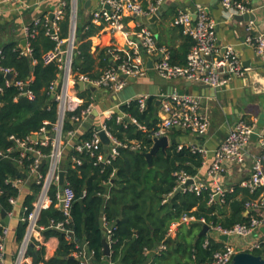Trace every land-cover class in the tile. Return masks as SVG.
Here are the masks:
<instances>
[{
  "label": "built area",
  "instance_id": "1",
  "mask_svg": "<svg viewBox=\"0 0 264 264\" xmlns=\"http://www.w3.org/2000/svg\"><path fill=\"white\" fill-rule=\"evenodd\" d=\"M12 0H0V5L9 3ZM223 15L227 20H234L235 16H241L253 12L250 0H217ZM146 2V5L143 3ZM165 0H99L98 7L91 14V20L98 24H105L112 33H123L130 39V53H125L121 49L112 48L109 50L111 65L103 69L98 77L91 79L85 74L72 70L73 58L76 55V34L75 28L77 19L76 0H71L70 4V32L67 38L62 39L59 35L58 23L64 18V1H61L49 16L44 17L46 28L45 35L55 42V47L42 55L44 65L54 64L58 74L51 83L49 90L52 92L53 100L56 103L57 118L53 124L45 121L44 126L39 131L18 139L10 136L12 146L0 152L1 157H9L17 150L21 164L22 159L32 156V161L27 168L28 177L26 180H10L12 187L20 190L23 185L34 182L40 186L38 193L31 202L30 209L23 208L24 215L22 221L26 224V231L21 242L19 255L15 264H22L27 247L37 239L42 231L53 229L64 231L66 238H72V231L64 229V225L69 223L70 209L75 200L72 188L66 182L59 186V172L64 171L61 162L67 147L78 154L86 153L96 158V162L108 165L119 155V149H130L142 151L145 147L136 141L120 142L106 128L105 123L100 127L91 128L90 137L79 138V132L85 123H88L93 114V103L81 110L78 115L67 117L68 113L77 111L84 103L79 97L78 83L84 84V89L93 87L96 90L105 89L112 93H118L124 89L128 81L141 79L147 76L149 68L147 60H152V67L158 77L163 80L182 79L189 84L200 86L205 85L212 89H222L228 86L235 78H243L246 69L242 67L239 55L232 46L221 49L218 44L216 34V23L209 16L207 10L200 4L194 5V11H178L170 21V26L181 29L184 36L193 42L183 65L171 62L168 49L159 46L153 29L145 24L142 19L149 18L156 14ZM129 18L134 24V31L130 34L126 29L125 19ZM38 19L34 21L37 25ZM247 34L242 39L241 44L252 48L261 65L264 67V36L254 32L253 22H248ZM35 34V30L23 28L26 45L20 48L21 55H30L28 38ZM137 40L132 42L133 38ZM1 55V50H0ZM115 65L116 68L113 66ZM0 73L5 77L6 85H14L18 88L19 95L32 100L33 92L28 89L29 80H15L16 73L10 68L0 67ZM13 74L9 81L6 76ZM148 95L138 96L134 102L138 104L139 110L147 108ZM160 104L157 123L149 132L150 140L167 136L174 131L183 132L191 136H205L210 128V122L203 113L201 99L197 95L189 93L172 92L160 95ZM115 115L117 124H132L138 129L146 130L128 114H116L108 110L103 112L106 119ZM69 121L71 128L65 129L64 123ZM255 124H248L244 121H237L236 125L228 132L224 140L212 151L213 159L206 171V179L202 180L199 175H190L184 170L173 173L176 185L173 192L166 195L162 204H166L177 190L181 193H192L200 196L203 191L212 189L209 195V203H225L226 194L234 192V187H225L222 177L232 166H242L245 162L251 135L256 133L260 154L253 158L252 168L249 177L240 183V187L250 193L259 192L254 200L247 201L244 205V216L246 222L237 223L231 228H223L207 222L204 218H197L194 215L183 214L177 220L171 222L164 240L155 249V254H160L166 250L165 241L170 238L174 230L181 226H188L194 223L207 225L203 247L206 248L211 241L222 243L220 250L215 251L212 260L207 264H230L234 255L240 252L255 254L264 249V234L259 233L264 228V127L257 132ZM104 130L110 145L103 154V144L99 132ZM88 133V132H87ZM178 150L187 149L192 154L200 155L202 165L205 164L209 151L203 147L193 144H179ZM47 150V152H45ZM42 160L45 165L38 171ZM71 168L81 165L82 161L76 157L71 158ZM44 170V172H42ZM66 181V180H65ZM191 181V183H189ZM58 187L54 199L50 194L51 187ZM1 194V191H0ZM218 196V200L215 197ZM60 206L65 219L61 222L49 221L47 226L39 225V219L44 210L51 204ZM18 196L11 197L8 203L12 206L6 216H12L13 208L17 206ZM195 208L192 209V211ZM9 229L0 217V264H4V241ZM105 234L108 244L112 241V228L105 227ZM226 235L228 239L236 240L234 244L222 242L219 238ZM110 247V245H109ZM145 250V253H149ZM256 255V254H255ZM74 257L79 259V264H92L86 253L78 251ZM264 258V254L262 256Z\"/></svg>",
  "mask_w": 264,
  "mask_h": 264
},
{
  "label": "trees",
  "instance_id": "2",
  "mask_svg": "<svg viewBox=\"0 0 264 264\" xmlns=\"http://www.w3.org/2000/svg\"><path fill=\"white\" fill-rule=\"evenodd\" d=\"M65 1L64 18L58 23L59 35L67 38L70 25V0ZM44 17L38 18L37 25L33 22L26 27L35 30V34L28 38L30 55H21L19 41H9L0 46V67L10 68L16 73L15 80H29L28 89L34 97L29 100L19 95L18 88L6 85L5 77L0 73V152L12 146L10 136L18 139L39 131L47 121L53 124L57 118L56 103L49 90L51 83L56 79L58 70L56 65H44L42 55L55 47V42L45 35ZM96 29L90 24H79L76 28V55L73 58L72 70L85 74L91 79L98 77L101 69L108 68L111 63L109 49H97L99 56L91 53L90 38ZM186 37V36H185ZM188 38V37H187ZM189 45L192 46L193 42ZM99 58V62L97 61ZM173 59V57H172ZM173 64H176L173 60ZM185 63V62H184ZM184 63L179 65H183ZM178 64V63H177ZM83 98V105L75 112L68 113L67 117L78 115L92 101L90 91L79 93ZM95 97V95H94ZM155 101L149 98L147 108L140 111L136 102L120 107L123 114L134 118L146 130L137 129L134 125L126 123L117 124L115 115L105 121L107 130L120 142L137 140L145 147L141 152H148L151 148L150 130L157 123L154 113ZM64 128H71L69 121H65ZM83 136L90 137V130ZM178 133V131H174ZM178 144H173L163 154L158 152L152 159L153 166L149 167L140 151L119 149V155L110 164L101 166L96 158L89 154H78L70 150L68 158L76 157L82 161L81 165L71 168L68 162L65 168V180L75 194V200L70 209L69 223L64 229L72 231V238L67 239L64 231L48 229L43 232L45 237L54 235L58 238V247L54 256L49 260L43 259L42 247L35 249L31 243L25 252L26 256L33 257V264H79L74 253L82 251L87 254L92 264H207L212 260L215 251L220 250L221 243L211 241L204 248V237H201L193 247L191 238L184 236L165 241L166 251L155 254V249L164 240L168 226L183 214L204 218L207 222L231 228L237 223H244V205L254 200L259 192L250 193L248 190L234 187V192L226 194L225 203H209L212 189L203 191L200 196L192 193L173 194L166 204L163 198L173 192L176 179L173 175L178 170H184L195 175L201 167L202 159L198 154H192L187 149L178 150ZM47 152V150H45ZM19 152L14 150L9 157L0 156V213L9 212L12 206L9 198L18 196V189L12 187L10 180L28 177L27 168L32 156L17 163ZM71 162V160H70ZM44 172V170L42 171ZM31 193L24 200V207L30 209L31 202L38 193L40 186L34 182L29 183ZM109 188V194L107 193ZM58 187H51L50 194L54 199ZM108 194V198L106 195ZM56 200H53V202ZM80 201V202H79ZM195 208L193 211L192 209ZM103 214L104 221L100 220ZM63 213L52 206L44 210L39 219V225L47 226L50 220L64 221ZM106 225L112 228V241L110 242V256L103 255V239H106ZM199 224L194 223L188 228L187 235L193 236ZM26 224L19 222L17 226V240L24 238ZM193 232V233H191ZM152 255H146L145 250ZM263 256L262 251L255 252ZM180 259L176 260V257Z\"/></svg>",
  "mask_w": 264,
  "mask_h": 264
},
{
  "label": "crops",
  "instance_id": "3",
  "mask_svg": "<svg viewBox=\"0 0 264 264\" xmlns=\"http://www.w3.org/2000/svg\"><path fill=\"white\" fill-rule=\"evenodd\" d=\"M61 1L64 0H12L9 3L0 5V30L5 31L3 34H0V46L9 41L20 42L23 40V28L31 22L34 23V21L40 16H49ZM87 2L89 3L88 8L85 7ZM250 2L253 7V14L255 15V21H253L254 32L264 36V0H253V2L250 0ZM143 3L146 5V2ZM196 3L202 5L207 10L209 16L215 21L217 40L221 49L226 46H232L235 49L239 55L242 67L246 69L245 76L243 78L233 79L228 86L219 90L211 88L204 89L189 84L182 79L163 80L157 76L152 67L149 69L146 77L135 81H128L126 87H124L119 93H112L105 89H98L96 92L84 89L83 91H90L95 95V97L94 95L91 96L93 98L92 103L94 110L88 123H85L80 130L77 139L81 137L83 138V136L89 131L90 127H100L108 120L103 116L104 111L111 110L116 114H122L120 107L128 105L130 102H134L138 96L148 95L150 98L154 99V113L158 118L159 105L156 106V101L160 100V95L172 92L197 95L201 99L203 113L207 116L210 122L208 133L205 136L197 137L183 132H171L168 135V139L170 143L174 140L178 145L193 144L203 146L209 151L206 156L205 164H201V167L196 170L199 178L204 180L206 179L205 174L208 166L213 159L212 151L224 140L228 132L236 125L237 121L255 124L257 132L264 127V67L261 65L255 51L252 48L241 44L242 39L247 34L246 27L249 21L238 22L235 19H225L217 0H165L164 4L167 5V8L165 9L164 14L155 23V27H151L155 33L157 44L168 49L171 61L173 60L176 64L178 63L177 65L186 61V56L191 48L189 46L191 42L182 34L180 28L170 26V21L178 11H194V5ZM69 4H71V0L69 1ZM98 4L99 0H76V11L77 16L79 17V20L76 23V28L79 24L90 23L96 29L95 35L90 38L91 53H94L95 57H98L99 51H96L97 49L110 50L112 48H118L125 53H130L131 47L129 38H126L124 34L120 32L112 33L105 24H98L91 20L90 14L98 7ZM125 21L127 31L132 34L134 31L133 22L130 21L129 18L125 19ZM76 41H78L77 37ZM132 42H137L135 37ZM109 59L110 63H112L110 55ZM99 60L100 59L97 58L96 62H99ZM102 70L103 69L100 70V73ZM251 72H255V74L249 76V73ZM138 88L141 90L139 91ZM83 91L79 90V93ZM129 141L139 142L137 140ZM171 146L172 145H170V147ZM70 150L71 148L67 147L61 162V167H63L64 171L68 162L70 163L71 160L68 158ZM247 151L248 153L245 156L244 164L242 166H232L222 177L225 187L238 186L241 188L239 186L240 183L249 177L253 158L260 154L257 140H253L249 144ZM102 152L104 155L106 154V150H103ZM100 165L104 166L103 164ZM29 188V183L20 187V190H18L17 206L13 208L12 216H6L9 220L8 223H4L3 221L9 229L8 235L4 241V264H15L19 255L22 240H17V226L19 222H23V203L26 196L31 193ZM109 190L110 189L107 188L108 194ZM108 194L106 195V198H108ZM51 206L54 209L56 208L61 211L60 206L56 203L51 204L46 210ZM5 213L7 214L8 212ZM100 220L102 222L104 221L102 213L100 215ZM191 225L176 228L173 235L168 238L167 241L175 240L180 235L184 236L186 240L191 238L193 245L194 239L200 231L201 226L199 225L198 230H195L194 233L191 232L193 233L192 236V234L187 235L188 228H190ZM263 229H260L259 231L262 235L264 234ZM45 231H42L37 239H35L34 245L36 250H39V248L42 247L43 259L49 260L54 256L58 247V238L54 235L45 237L43 234ZM227 242L234 244L237 241L228 239ZM146 255H150L151 259L153 258V254L150 252ZM177 259H180V256H177L176 260ZM22 264H33V257L24 254ZM36 264L44 263L40 261ZM104 264L112 263L105 262Z\"/></svg>",
  "mask_w": 264,
  "mask_h": 264
},
{
  "label": "water",
  "instance_id": "4",
  "mask_svg": "<svg viewBox=\"0 0 264 264\" xmlns=\"http://www.w3.org/2000/svg\"><path fill=\"white\" fill-rule=\"evenodd\" d=\"M88 2L86 3V8H88ZM167 8V5L166 4H163L158 12L154 15H152L151 17L149 18H144L142 19V21L145 23V24H148L150 27L154 28L155 27V23L158 21V19L164 14L165 12V9ZM49 18L52 19V14L49 15ZM79 20V17L77 16V19H76V23L78 22ZM235 20L238 21V22H247V21H255V15L252 13H249V14H244V15H241V16H235ZM26 45V40L23 39L20 41V46L22 48H24ZM115 68L116 66L113 65ZM147 67L149 69L152 68V60L151 59H148L147 60ZM251 74H255V72H251L249 73V76ZM13 74H9L6 76L7 80H11L13 78ZM132 81H135L134 79H132ZM199 87L201 88H204V89H209L210 87L208 86H205V85H200ZM78 88L80 91H83L84 90V84L83 83H78ZM212 89V88H211ZM89 90L91 92H96V89L91 87L89 88ZM160 104L159 100L156 101V106H158ZM99 136H100V139L102 141V144H103V148L104 150H107V148L109 147L110 145V141L105 133L104 130H101L99 132ZM253 140H257V135L256 133H253L251 135V139H250V143L253 141ZM152 146L150 148V150L148 152H141L142 155L144 156V158L146 159L147 163H148V166L149 167H152L153 166V163H152V159L153 157L158 153V152H161L163 154L166 153V150L170 147V145H173L175 144V141L172 140L171 143L168 139L167 136H164V137H161L159 139H154L153 142H152ZM46 161L45 160H42L39 167H38V171L41 170V168L45 165ZM66 181H65V171H60L59 172V181H58V185L59 186H63L65 185ZM191 183V181L189 182ZM179 193V190H177L175 192V194ZM216 200H218V196L215 197ZM80 202V201H79ZM0 217L2 218V220L4 221V223H8V218L6 217V213L5 212H1L0 213ZM201 226V229L200 231L198 232L197 236L195 237L194 239V242H193V246L195 247L196 246V243L198 242V240L201 238V237H204L206 232L209 230V227L207 225H203V224H199ZM219 238L224 241V242H227L228 241V237L226 235H221L219 236ZM102 244H103V255L105 257H109L110 256V247H109V244L107 242L106 239H103L102 241ZM230 264H264V258L262 256H258V255H255V254H251V253H247V252H240V253H237L236 255H234V257L232 258V261Z\"/></svg>",
  "mask_w": 264,
  "mask_h": 264
},
{
  "label": "rangeland",
  "instance_id": "5",
  "mask_svg": "<svg viewBox=\"0 0 264 264\" xmlns=\"http://www.w3.org/2000/svg\"><path fill=\"white\" fill-rule=\"evenodd\" d=\"M255 1V0H254ZM252 2H253V0H252ZM5 31H3V30H0V34H3ZM126 87V86H125ZM139 89V91L141 90L140 88H138ZM121 92V91H120ZM119 93V92H118ZM263 229V228H262ZM263 231H264V229H263Z\"/></svg>",
  "mask_w": 264,
  "mask_h": 264
}]
</instances>
